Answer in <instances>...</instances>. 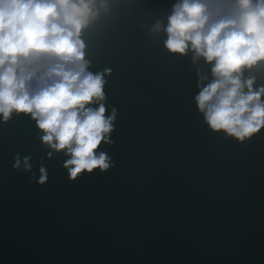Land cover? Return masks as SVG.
<instances>
[{
    "label": "water",
    "instance_id": "obj_1",
    "mask_svg": "<svg viewBox=\"0 0 264 264\" xmlns=\"http://www.w3.org/2000/svg\"><path fill=\"white\" fill-rule=\"evenodd\" d=\"M178 2L108 0L85 30L88 70H111L107 170L71 179L30 114L0 116V264H264V129L210 128L196 96L212 65L152 31ZM244 76L264 86V66Z\"/></svg>",
    "mask_w": 264,
    "mask_h": 264
},
{
    "label": "clouds",
    "instance_id": "obj_2",
    "mask_svg": "<svg viewBox=\"0 0 264 264\" xmlns=\"http://www.w3.org/2000/svg\"><path fill=\"white\" fill-rule=\"evenodd\" d=\"M101 10L108 12V0H0V116L30 114L43 143L69 157L71 179L110 166L97 150L111 143L116 119L115 108L106 116L111 70H88L83 39ZM152 31L167 33L171 53L191 51L212 65L213 80L196 96L212 130L243 142L264 129V86L244 76L264 66V0H179L167 27L157 21ZM40 171L43 184L47 171Z\"/></svg>",
    "mask_w": 264,
    "mask_h": 264
}]
</instances>
